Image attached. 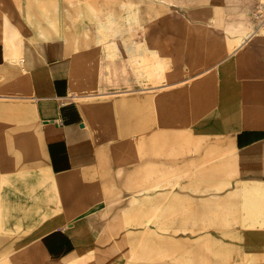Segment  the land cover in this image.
Returning a JSON list of instances; mask_svg holds the SVG:
<instances>
[{
  "label": "crops",
  "instance_id": "obj_1",
  "mask_svg": "<svg viewBox=\"0 0 264 264\" xmlns=\"http://www.w3.org/2000/svg\"><path fill=\"white\" fill-rule=\"evenodd\" d=\"M0 12V264H264V0H7ZM93 98L98 138L100 119L103 133L111 119L112 146L102 149L128 155L130 179L157 170L156 155L168 169L170 138L177 172L225 189L177 212L192 232L153 226L168 216L147 195L88 212ZM24 105L32 133L19 129ZM24 139L55 176L41 185L61 195H49L59 221L20 248ZM219 217L225 225L211 226Z\"/></svg>",
  "mask_w": 264,
  "mask_h": 264
},
{
  "label": "rangeland",
  "instance_id": "obj_2",
  "mask_svg": "<svg viewBox=\"0 0 264 264\" xmlns=\"http://www.w3.org/2000/svg\"><path fill=\"white\" fill-rule=\"evenodd\" d=\"M7 0H0L1 3ZM16 2V0H11ZM3 16V12H0ZM24 94V92H21ZM95 99L88 101V106L86 105V121L89 127L91 141L93 146L99 145L97 150V155L93 156V163L88 166L87 174V195H88V212L94 211L97 205H102V200L111 199L117 195H147L152 197V210L153 211H167V218L159 219L153 218L151 220L152 225L155 227L166 228L169 237L179 236V232L184 233L192 232L191 227L192 219L185 217L182 219L177 218V212L179 211V216L181 217L182 212H191L193 209L192 196H205L208 194L222 193L225 189L220 187H207L198 185V181L192 185V174L191 171H180L177 172L176 167V140L168 139V154L167 156H162L167 159L168 169L160 170L159 158L160 155H156L157 170H152L151 172L145 173L143 171H137L135 179H130L126 168L128 167V155H119L112 153H106L103 151L104 148H111L112 138H111V119L104 122V133L102 132V120L100 119V132L99 138L97 137L96 127V113L94 103ZM22 108L23 113H25V119L23 123L19 122V129L25 126V131L33 132L35 131L32 127V108L24 105ZM188 109V110H187ZM193 108H191L192 110ZM189 111L190 108H185V111ZM21 111V109H20ZM186 125V124H185ZM159 128L160 124H152V128ZM28 128V129H27ZM30 133V134H31ZM184 145L186 153L190 150L187 146L191 145V137L188 133V127L185 126L184 132ZM104 135V136H103ZM34 137V136H33ZM26 142L24 139L25 154H19V247H28L31 243L36 242L44 232H47L53 227L55 222L59 220L50 217L54 214L53 210H49V195H61L60 188H50L46 185L45 180L54 178L55 176L48 173L46 166L42 160V155H33L31 143ZM99 140V143H98ZM116 142L118 140L116 139ZM26 144V145H25ZM181 146V145H180ZM183 155H180V159ZM118 168H122L118 170ZM115 169V170H114ZM33 180L37 182H33ZM43 183H41V181ZM34 183V184H33ZM40 184V186L38 185ZM34 185V186H33ZM169 188V189H168ZM51 191H54L51 193ZM179 191V192H178ZM162 197V198H161ZM99 200L100 202H96ZM51 205H54L51 203ZM222 205V204H220ZM203 204H201V207ZM219 210V209H217ZM222 210V209H221ZM222 214V213H221ZM154 216L156 214H153ZM219 214H217L218 216ZM10 221V220H9ZM197 221V220H196ZM214 221L216 222L214 224ZM224 218L211 219L209 222L211 226H224ZM229 221V220H228ZM200 229L201 231H207L208 221L205 218H200ZM198 225V224H196ZM209 225V224H208ZM180 228L177 230L176 227ZM183 228V229H182ZM211 229V228H210ZM191 235H189L190 237ZM10 238H16V235H9ZM185 237H188L185 235ZM13 242H16L14 240ZM201 248H207L208 242L206 239H200ZM186 247V246H185ZM14 253V252H13ZM12 254V250H9V255Z\"/></svg>",
  "mask_w": 264,
  "mask_h": 264
},
{
  "label": "built area",
  "instance_id": "obj_3",
  "mask_svg": "<svg viewBox=\"0 0 264 264\" xmlns=\"http://www.w3.org/2000/svg\"><path fill=\"white\" fill-rule=\"evenodd\" d=\"M257 17L259 18V20L264 21V14L263 13L258 12Z\"/></svg>",
  "mask_w": 264,
  "mask_h": 264
},
{
  "label": "bare ground",
  "instance_id": "obj_4",
  "mask_svg": "<svg viewBox=\"0 0 264 264\" xmlns=\"http://www.w3.org/2000/svg\"><path fill=\"white\" fill-rule=\"evenodd\" d=\"M27 2V1H26ZM22 9V8H21ZM33 9V8H32ZM33 11V10H32ZM45 28V27H44ZM52 29V28H51ZM75 29V28H74ZM64 30V29H63ZM45 31V30H44ZM54 32V31H53ZM45 34V33H44ZM44 38V37H43ZM39 39V38H38ZM44 40V39H43ZM46 40V39H45ZM55 42V41H54ZM60 42V41H59ZM77 46V45H76ZM77 50V49H76ZM63 58V57H62ZM169 189V188H168ZM179 192V191H178ZM221 195V194H220ZM220 218V217H219Z\"/></svg>",
  "mask_w": 264,
  "mask_h": 264
}]
</instances>
